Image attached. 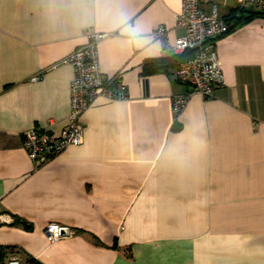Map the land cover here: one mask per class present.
Masks as SVG:
<instances>
[{
	"label": "crops",
	"instance_id": "obj_1",
	"mask_svg": "<svg viewBox=\"0 0 264 264\" xmlns=\"http://www.w3.org/2000/svg\"><path fill=\"white\" fill-rule=\"evenodd\" d=\"M181 4L0 0V212L14 219L0 224V264H264V15L200 0L230 25L215 43L224 85L175 116L172 97L190 91L174 74ZM90 28L108 33L100 70L126 97L95 100L82 143L35 167L22 134L67 126L63 60ZM49 223L73 234L50 241Z\"/></svg>",
	"mask_w": 264,
	"mask_h": 264
},
{
	"label": "built area",
	"instance_id": "obj_2",
	"mask_svg": "<svg viewBox=\"0 0 264 264\" xmlns=\"http://www.w3.org/2000/svg\"><path fill=\"white\" fill-rule=\"evenodd\" d=\"M244 6L264 12V0H242L241 7ZM176 26L184 29L185 33L176 38L174 49L179 55L186 52L189 55L179 62L174 74L179 83L190 89L188 93L175 95L171 99L173 114L178 116L185 109L191 94L210 98L216 88L224 85L215 43L229 31L230 25L226 19L218 17L216 4L205 10L200 0H182L180 11L176 14ZM164 33V28L159 26L153 35L161 38ZM85 35L87 43L63 60L70 63L74 70L67 126L58 136L36 126L22 134V146L35 167L49 162L68 146L82 143L84 128L81 118L95 100H120L126 97V93L118 87L117 77L107 78L100 70L97 45L108 33L90 28ZM13 220L10 215L0 212V224L11 223ZM43 231L50 241L73 234L69 227L55 223L47 224ZM4 264H21V261L11 256Z\"/></svg>",
	"mask_w": 264,
	"mask_h": 264
},
{
	"label": "trees",
	"instance_id": "obj_3",
	"mask_svg": "<svg viewBox=\"0 0 264 264\" xmlns=\"http://www.w3.org/2000/svg\"><path fill=\"white\" fill-rule=\"evenodd\" d=\"M252 15H255V16L256 15H264V12H256V13L251 14V16ZM245 19H247V18H245ZM239 23H241V18L236 19V23L235 24H239ZM187 55H189V52H186L184 54L178 55L176 60L174 61L176 63V65H178L179 62L183 58L187 57ZM164 67H166V60L165 59H158V60H153V61H149V62L145 63V69L144 70L146 72H155V71H157V70H159L161 68H164Z\"/></svg>",
	"mask_w": 264,
	"mask_h": 264
}]
</instances>
